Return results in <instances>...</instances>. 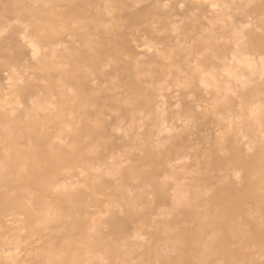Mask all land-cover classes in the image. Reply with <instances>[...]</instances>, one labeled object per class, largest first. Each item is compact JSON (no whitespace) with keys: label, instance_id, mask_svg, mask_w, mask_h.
Here are the masks:
<instances>
[{"label":"clouds","instance_id":"obj_1","mask_svg":"<svg viewBox=\"0 0 264 264\" xmlns=\"http://www.w3.org/2000/svg\"><path fill=\"white\" fill-rule=\"evenodd\" d=\"M0 264H264V0H0Z\"/></svg>","mask_w":264,"mask_h":264}]
</instances>
